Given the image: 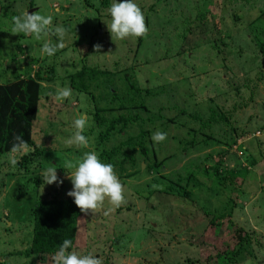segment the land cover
<instances>
[{
    "label": "rangeland",
    "instance_id": "374dc122",
    "mask_svg": "<svg viewBox=\"0 0 264 264\" xmlns=\"http://www.w3.org/2000/svg\"><path fill=\"white\" fill-rule=\"evenodd\" d=\"M101 2L0 0V83L13 74L40 81L34 140L47 147L43 166L56 168L62 180L42 183L40 155L22 169V156L32 148L0 156V264H53L52 254L30 251L32 206L39 198H68L72 184L64 161L87 151L99 156L103 149L98 136L108 124L98 120L95 105L104 106L105 87H97L93 100L80 84L71 85L84 67L106 70L101 80L120 94L130 78L141 90L159 91L139 109L147 124L135 123L121 137L141 127L166 133L164 141L150 143L151 156L165 160L163 174L170 179L185 182L196 171L199 185L190 186V197L158 192L146 198L147 179L116 170L124 201L115 207L106 200L95 213L83 212L74 250L91 252L101 264H222L238 248L243 228L252 253L229 264H264V0H136L147 32L124 39L112 38L104 21L109 6ZM33 12L51 17L46 36L10 33L13 17ZM56 26L64 30L63 47L42 55L45 41L57 43ZM61 88L71 95L58 98ZM81 115L88 144L68 145ZM217 169L228 178L233 171L232 183H220Z\"/></svg>",
    "mask_w": 264,
    "mask_h": 264
},
{
    "label": "trees",
    "instance_id": "16d2710c",
    "mask_svg": "<svg viewBox=\"0 0 264 264\" xmlns=\"http://www.w3.org/2000/svg\"><path fill=\"white\" fill-rule=\"evenodd\" d=\"M110 1L102 0L101 3L106 7L110 5ZM6 12L5 10L4 13ZM17 44L22 49L21 42L19 41ZM261 53L264 59V41L261 46ZM12 56L15 57V53ZM5 71H7L6 68ZM106 72V70L103 71L98 68L84 67L78 73L76 72L75 79L71 82V85L80 84V90L89 93L93 100L97 87L101 88V85L105 87L104 93L102 92L100 96V99L105 102L104 106L101 107V103L95 105L97 108L100 107L99 113H97L98 120L108 124L106 130L99 132L98 141L103 148L99 157L104 162L111 163L114 166V171L117 170L124 178L147 179L145 182L149 188L146 198L158 192L178 197H190V186L192 184L199 185L195 177L196 171H192L186 176L185 182L181 181L182 178L174 180L163 174L167 167L165 160L159 161L156 156L150 154L149 145L152 143V131L150 130V133L148 130H142V127L147 124V119L143 118L139 109L145 107L152 98L156 97L159 91L154 89L141 90L130 78L131 81L128 80L129 88L120 94L119 90L113 86H107L106 81L101 80L102 77H105ZM20 77L18 74H13L11 80L0 83V156L5 153L22 151L23 148H32L31 152L24 153L22 156L21 160L25 165H22L23 168H21L28 171L29 165L38 155L42 158L41 166L46 168L43 166V154L47 147L45 148L43 143L37 145L34 140V123L38 118L42 86L40 81L35 78L24 79ZM143 91H145L144 95H142ZM117 110L124 111L115 114ZM102 111H106L112 116H105V114L100 113ZM135 123L142 126L140 130L133 132L127 139L122 138L121 134L133 127ZM117 136H120V141L111 145V141ZM17 137L22 143L16 139ZM13 145H17L16 151H13ZM143 162L146 163L145 169L141 167ZM218 165L220 166V163ZM220 173L217 169L216 179L220 183L225 182L224 184H226L225 179L228 176H221ZM233 176V171H230L227 182L230 183ZM82 213L70 196L64 199L57 197L37 199L32 206L31 220L29 219L33 223L30 251L53 254L64 239L71 240L75 248L78 220ZM229 215L231 212L224 215V218ZM239 231L243 232L239 246L230 252L225 262L222 261L224 264L234 263L242 253H252L246 246L251 240L250 236L244 233L243 228H240ZM218 257L224 258L223 253H219Z\"/></svg>",
    "mask_w": 264,
    "mask_h": 264
},
{
    "label": "clouds",
    "instance_id": "9594fccd",
    "mask_svg": "<svg viewBox=\"0 0 264 264\" xmlns=\"http://www.w3.org/2000/svg\"><path fill=\"white\" fill-rule=\"evenodd\" d=\"M107 14L110 19L104 21L112 38L142 37L147 32L144 12L136 0H111ZM50 24V16L35 12L26 13L13 17V28L10 33L33 35L39 39L41 35L46 36L48 34ZM54 32L58 37L57 43L52 45L45 41L40 47L42 55L52 56L57 49L63 47V28L56 26ZM56 95L60 99L68 98L71 95V90L69 88L57 89ZM86 121L87 117L84 115L78 116L73 121L75 131L66 141L68 145L87 146L88 141L83 134ZM166 135L164 132L155 131L151 134V140L157 144L164 141ZM16 139L20 141L19 137ZM16 149L17 145H13V151ZM17 162L14 156H9L8 163L10 166H15ZM62 168L67 169L68 178L72 184L67 195L74 199L75 205L79 207L81 212L88 213L91 211L95 213L106 200L115 207H119L124 201V187L114 171V166L104 162L96 152H84L75 161L65 160ZM40 177L43 184L62 183V180L58 179L54 167L43 169ZM51 259L53 264H101V260L91 252L85 254L74 250L73 242L69 239H64L61 242Z\"/></svg>",
    "mask_w": 264,
    "mask_h": 264
}]
</instances>
